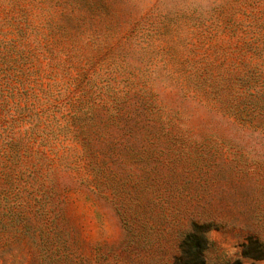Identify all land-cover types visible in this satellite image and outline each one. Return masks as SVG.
Segmentation results:
<instances>
[{
    "label": "rangeland",
    "instance_id": "1",
    "mask_svg": "<svg viewBox=\"0 0 264 264\" xmlns=\"http://www.w3.org/2000/svg\"><path fill=\"white\" fill-rule=\"evenodd\" d=\"M0 264H264V0H0Z\"/></svg>",
    "mask_w": 264,
    "mask_h": 264
}]
</instances>
